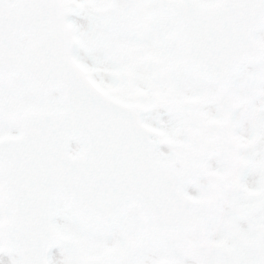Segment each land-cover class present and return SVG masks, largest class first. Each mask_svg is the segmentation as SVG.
I'll use <instances>...</instances> for the list:
<instances>
[{
  "label": "snow or ice",
  "instance_id": "snow-or-ice-1",
  "mask_svg": "<svg viewBox=\"0 0 264 264\" xmlns=\"http://www.w3.org/2000/svg\"><path fill=\"white\" fill-rule=\"evenodd\" d=\"M0 264H264V0H0Z\"/></svg>",
  "mask_w": 264,
  "mask_h": 264
}]
</instances>
